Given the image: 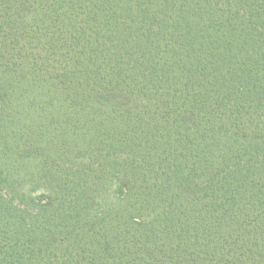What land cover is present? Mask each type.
Masks as SVG:
<instances>
[{
    "label": "trees",
    "instance_id": "obj_1",
    "mask_svg": "<svg viewBox=\"0 0 264 264\" xmlns=\"http://www.w3.org/2000/svg\"><path fill=\"white\" fill-rule=\"evenodd\" d=\"M0 264H264V0H0Z\"/></svg>",
    "mask_w": 264,
    "mask_h": 264
}]
</instances>
